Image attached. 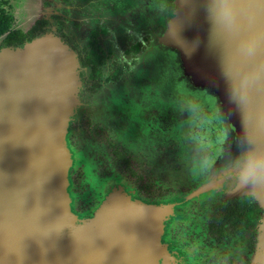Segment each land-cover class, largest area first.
<instances>
[{"label": "water", "instance_id": "obj_1", "mask_svg": "<svg viewBox=\"0 0 264 264\" xmlns=\"http://www.w3.org/2000/svg\"><path fill=\"white\" fill-rule=\"evenodd\" d=\"M234 3L241 18L226 31L210 25L205 0H173L161 43L177 54L188 83L217 99L237 148L244 133L264 146V0ZM249 35L257 37L251 55L241 48ZM77 68L51 32L0 48V264H166L157 206L117 197L91 219L70 210L66 134ZM233 76L246 84L241 103L228 100ZM231 191L264 206V182Z\"/></svg>", "mask_w": 264, "mask_h": 264}, {"label": "flooded vegetation", "instance_id": "obj_2", "mask_svg": "<svg viewBox=\"0 0 264 264\" xmlns=\"http://www.w3.org/2000/svg\"><path fill=\"white\" fill-rule=\"evenodd\" d=\"M61 1L65 9L77 11L78 0H72L70 4ZM99 6L98 9L95 8L96 6L85 3L84 10L102 11L103 14L105 10L102 5ZM107 11L113 12V8L107 5L105 12ZM53 16L57 18L56 22L59 18L63 23L66 22L61 18V14L55 13ZM109 16L106 15L103 20L97 18L92 29H85L88 33L84 43L79 38V31L83 28L79 24L77 25V22H75L76 32L74 35H68L69 38H66L65 35L59 33L62 42L74 52L77 58L81 82L78 95L81 104L69 123L67 137L70 147L75 150L72 153L73 163L69 171V179L70 192L74 196L72 211L76 214H91L92 208L107 189L121 190L122 186H129L131 192H128L127 196H130L132 200L149 205L169 201L170 197L179 191L185 197L192 189L189 182L181 180L172 172L174 171L171 166L172 157L174 154L175 158L181 157L176 145L171 144L168 136L156 138L158 122L159 124L163 123V117L158 116L163 114L162 111L157 109L147 97H145L147 103L142 104V107L140 105V109L138 106L135 107L136 98L139 95L138 89H136L137 82L141 80L145 83L152 76L151 74H155L156 70L155 65L153 67L150 63V57L145 59L151 46L152 37L163 30L168 19H165L162 26L159 27V16L151 27L140 29L143 31L141 39L134 40V29L137 28H134L133 24L124 23L122 14L114 21ZM62 22L59 23L60 26H63ZM50 26L47 29H50ZM109 26L111 27L109 28ZM86 60L98 64L96 72L92 70L93 64L83 65ZM148 71H152L149 76H147ZM163 90L167 98L171 97V95H166L165 89ZM172 117L171 114L169 119ZM108 121L117 124L112 126ZM170 126L172 127V125ZM165 127L167 128V126ZM187 140L190 142L189 139ZM89 148L90 151L85 152ZM218 148L219 145L214 144L215 154L218 153ZM161 157L163 161L165 160L166 165L167 163L170 165L168 172L164 171L165 162H157V159ZM85 174L93 179L91 183L89 182L90 184L96 181L99 192L92 196L95 198L94 200L90 201L88 198L87 201L77 203V195L82 190L89 188L88 184L83 186ZM158 190L161 195L157 197ZM184 199L180 214L178 211V217L169 220L162 228L159 236L161 241L168 239L172 245H179L176 248L183 252L190 250L189 246L192 244L197 247L201 244L203 250L208 249L209 251L207 253L203 250L197 252L198 259L194 261L197 264H229L230 261H233V264H251L246 255L252 250L256 228L261 221V210L252 197L238 196L230 199L221 197L207 203L204 199L200 201L195 197H185ZM245 200L255 203V208L258 209V221L253 228L252 237L251 229V231L239 233L242 235H234V237L231 235L227 239L224 236L222 240H217V234L221 233L217 232L215 237V233L212 235L208 226L211 211L218 205V210L224 213ZM194 210H197L196 216L205 210L202 229L198 232L184 234L188 227L183 222L188 220L189 213ZM222 234L232 233L222 232ZM181 236L183 237L180 238ZM236 239L240 240L238 252L231 254L230 246L232 243L235 245ZM190 240H193L192 244ZM195 245L193 246L195 247ZM220 247H223L221 252ZM203 254L205 255L203 256ZM185 259L188 258L185 257ZM192 262L188 260V263Z\"/></svg>", "mask_w": 264, "mask_h": 264}, {"label": "rangeland", "instance_id": "obj_3", "mask_svg": "<svg viewBox=\"0 0 264 264\" xmlns=\"http://www.w3.org/2000/svg\"><path fill=\"white\" fill-rule=\"evenodd\" d=\"M4 1L6 2L5 9L15 18L14 28L27 31L36 20L41 18H49L51 28L46 29L45 32H51L57 37H59L60 33L65 35L66 38H69L68 35L72 36L74 35V32H76L75 22H77V25L79 24V26L83 28L81 31H79V38L82 43H84L85 36H87L88 33V31L85 29H92L95 26V21L97 18H101L100 20H103L106 15H110L109 17H111V19L114 21L115 19H118V16L121 17L122 14L124 23L133 24V26H135L134 28H137L134 29V40L141 39L143 36V31H140V29L151 27L157 21L163 10V7L167 2V0H78L79 3L77 4V11H69V9H65L63 7V2L61 0ZM84 2L86 4H90V6H96L95 8L98 9L100 7L99 5H102L105 11L107 5H109L113 8V12H105L103 10L104 12L102 14V11H91L90 9L85 11ZM117 7L119 11L117 10ZM74 12H76V14H74ZM55 13L61 14V18L66 22L63 23L60 18L57 22L54 19H51V16L55 15ZM60 22L63 23V26L59 25ZM110 27L111 26H109V28ZM162 32L163 31L157 32L152 37L151 46L145 59L150 57V63L153 67L155 65L156 70L154 71V75L151 74L152 71H148L147 76L150 74L152 76H150L145 83L141 80L137 82L136 89H138L139 95L136 98L135 107L138 106L140 109V105L142 107V104L147 103L145 99V97H147L153 102L157 109L162 111L163 114L158 116L163 117V123L159 124L158 122L156 138L168 136L171 144H174V146L176 145V148L181 155L180 158H175L174 154V157H172L173 161L171 166L172 170H174L172 172L175 174V176L179 177L185 182H189L188 184H191L190 186L192 189L185 197H195L200 201L204 199L206 203L210 200L221 197L227 199L233 198L232 196L235 195V193L231 191L233 187H231V185L224 186L221 179L215 172V169L222 166L223 161L229 154H234L237 151V143L234 140L233 133L224 117L217 99L206 90L193 88L183 77L177 54L172 49L162 45L161 43L163 35ZM109 40L111 41L110 38ZM77 75L80 78L78 68ZM80 89L81 82L79 79V86L76 95L77 106L68 122L66 134L67 147L70 152L71 160V164L67 172V180L69 182L67 191L70 198L71 212L75 215L91 219L95 216L96 211L100 207H109L117 197L130 198V196H127L126 194L128 192L130 193L131 190L129 186L125 187L122 185L121 188L123 189L121 190L107 189V191L95 205L93 201L94 207L92 208L93 212L91 214H76L74 211H72L74 196L70 192L69 171L73 163L72 153L75 150L70 147L67 137L69 123L81 104L78 96ZM163 89H165L166 95H171V97L167 98ZM171 114L173 117L169 119ZM193 120L195 121L193 122ZM108 122L112 126H116L117 124L112 123L111 121ZM170 125H172V127ZM165 126H167V128ZM182 133H184V135H182ZM185 133L187 134L186 137ZM186 138L189 139L190 142H188ZM214 144L219 145L217 154L214 153ZM177 150L176 153L178 152ZM89 151L90 148L88 151L87 149L85 150L87 153ZM157 162L164 163L165 160L163 161V158L161 157L157 159ZM164 164L166 166L164 171L166 172L167 170L168 172L170 165L169 163L166 165V162ZM209 164L212 165L211 168L207 167ZM164 174L166 175V173ZM91 180L93 181L91 177L85 174L83 186L88 184L90 189L88 188V190H82L81 193L77 195V203L87 201L88 198L90 201L95 199L92 196L99 192L97 191L99 186L96 184V181H94L93 184H90ZM183 196L184 194H181L179 191L170 197L169 201L154 204L163 212V218L161 221L163 228L169 220L175 219L180 214L183 206L182 200H185V197ZM139 203L145 206L149 205L141 201ZM256 203L261 210V221L256 228V237L252 250L246 255V258L251 262V264H264V206L260 202ZM196 212L197 210H194L189 213L190 216L188 217V220L183 222V224L188 227L185 229L184 234L198 232L199 230L201 231V227L204 224L205 210L197 216ZM182 237L183 236L180 238ZM159 241L167 254V259L165 260L166 264H190L188 263V260L193 261L191 264H197L194 262L196 259H198L197 252L203 250L201 244L198 245V247L195 244H192L191 241L193 240H190L192 245L189 246L192 250L190 249L186 252L177 249L176 247L179 245H172L168 239L163 241L159 239ZM239 244L240 240H237L235 245L234 243L231 244L229 250L231 254L238 252L237 248ZM193 245H195L196 249ZM222 250L223 247H220V252ZM203 251L207 253L209 250L207 249ZM204 255L205 254H203V256ZM185 257L188 259H185Z\"/></svg>", "mask_w": 264, "mask_h": 264}, {"label": "clouds", "instance_id": "obj_4", "mask_svg": "<svg viewBox=\"0 0 264 264\" xmlns=\"http://www.w3.org/2000/svg\"><path fill=\"white\" fill-rule=\"evenodd\" d=\"M205 15L210 25L217 24L226 31H232L241 18L234 0H205ZM244 18L247 19V16ZM256 45L255 35H249L241 40V48L248 55L255 51ZM245 87L246 84L240 77H227L229 102H243ZM207 167L211 168L212 165L209 164ZM215 172L224 186L255 187L264 182V146L256 144L253 138L244 133L238 141L237 151L229 154Z\"/></svg>", "mask_w": 264, "mask_h": 264}, {"label": "trees", "instance_id": "obj_5", "mask_svg": "<svg viewBox=\"0 0 264 264\" xmlns=\"http://www.w3.org/2000/svg\"><path fill=\"white\" fill-rule=\"evenodd\" d=\"M67 4H70L72 0H63ZM6 2L0 0V48L3 47H16L21 46L25 42L30 41L31 39L43 34L47 27L50 25L49 20L41 18L34 22V24L27 30L22 31L20 29L14 28V16L5 9ZM174 5L173 0H167V4L163 8L162 14L160 16L159 27L162 26V22L165 19H170L173 16ZM51 19L56 20L55 16H51ZM93 64L92 61L86 60L83 62V65ZM98 64L94 63L92 65V70L96 72V67ZM161 195V192L158 190L156 196ZM254 201V200H253ZM255 202V201H254ZM236 206V207H235ZM255 203H249L248 200L240 202L234 205V208L230 211L222 213L221 210H218V205L214 207L211 211L208 226L210 233L216 237V239L222 240L225 236L226 239L234 237V235H242L239 233H244L246 231H251L253 235V228L258 221L257 208H255ZM222 232L232 233V234H222ZM248 236V235H247ZM229 264H233V261H230Z\"/></svg>", "mask_w": 264, "mask_h": 264}]
</instances>
